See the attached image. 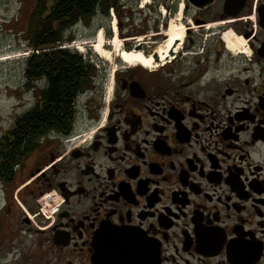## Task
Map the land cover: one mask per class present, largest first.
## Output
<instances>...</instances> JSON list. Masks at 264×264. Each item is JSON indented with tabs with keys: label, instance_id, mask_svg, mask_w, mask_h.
<instances>
[{
	"label": "flooded vegetation",
	"instance_id": "flooded-vegetation-1",
	"mask_svg": "<svg viewBox=\"0 0 264 264\" xmlns=\"http://www.w3.org/2000/svg\"><path fill=\"white\" fill-rule=\"evenodd\" d=\"M140 1L78 22L86 89L0 180V264H264V0L172 17L176 0H146L131 32Z\"/></svg>",
	"mask_w": 264,
	"mask_h": 264
},
{
	"label": "trees",
	"instance_id": "trees-1",
	"mask_svg": "<svg viewBox=\"0 0 264 264\" xmlns=\"http://www.w3.org/2000/svg\"><path fill=\"white\" fill-rule=\"evenodd\" d=\"M116 0H35L25 41L32 53L25 61V87L35 91L34 107L16 119L0 139V180L7 181L43 135L64 134L74 120V104L86 89L83 63L76 52L60 49L73 41L69 30L98 7L107 11Z\"/></svg>",
	"mask_w": 264,
	"mask_h": 264
},
{
	"label": "rangeland",
	"instance_id": "rangeland-1",
	"mask_svg": "<svg viewBox=\"0 0 264 264\" xmlns=\"http://www.w3.org/2000/svg\"><path fill=\"white\" fill-rule=\"evenodd\" d=\"M34 3L35 0H0V139L12 129L17 118L34 107L39 95L38 90L43 86L42 83L36 84L35 91L29 90L25 87L24 79L25 61L30 55L25 32ZM133 22L129 28L131 32L145 33L146 13H136ZM97 32L99 34L100 29ZM73 33H75L73 42L76 47H80L78 51L88 52L87 39H85L88 35L83 31V27L75 28ZM71 34L72 31L68 33L72 37ZM140 35L138 36L143 38ZM117 39L120 41L119 37ZM37 159V157L31 158L26 162L25 167L29 168ZM26 180L20 179L18 184L21 185ZM1 199L0 194V207Z\"/></svg>",
	"mask_w": 264,
	"mask_h": 264
},
{
	"label": "bare ground",
	"instance_id": "bare-ground-1",
	"mask_svg": "<svg viewBox=\"0 0 264 264\" xmlns=\"http://www.w3.org/2000/svg\"><path fill=\"white\" fill-rule=\"evenodd\" d=\"M146 2V1H145ZM171 39H174L175 38V31H176V27L174 26V22L171 23ZM97 44L96 46L93 48V52L98 55V56H108V53L106 51L103 50V36H102V33H99L97 36ZM172 41V40H171ZM243 43V42H242ZM112 46L114 48V51L115 53H121V54H124L125 56H127L125 53L126 52H122L121 50V47H122V43L120 41H118L117 38H115L112 42ZM79 49V48H78ZM82 53V52H80ZM166 53V52H165ZM129 55V54H128ZM165 55V54H164ZM123 56V55H122ZM124 56V57H125ZM128 57V56H127ZM105 58V57H104ZM130 58V57H129ZM128 58V59H129ZM136 58L139 60V58L141 59V56L138 58L136 56ZM130 61V60H129ZM143 62V61H142ZM146 62V61H145ZM148 64V63H147ZM145 66V65H144ZM55 205L52 207V210H54V208L56 207V205L58 204V200L55 199Z\"/></svg>",
	"mask_w": 264,
	"mask_h": 264
},
{
	"label": "water",
	"instance_id": "water-1",
	"mask_svg": "<svg viewBox=\"0 0 264 264\" xmlns=\"http://www.w3.org/2000/svg\"><path fill=\"white\" fill-rule=\"evenodd\" d=\"M176 6H177V0L174 1V3L171 6V17H172V13L176 12ZM145 47H146L145 45H140V46L135 48V52H137V53L141 52L146 57V48Z\"/></svg>",
	"mask_w": 264,
	"mask_h": 264
}]
</instances>
